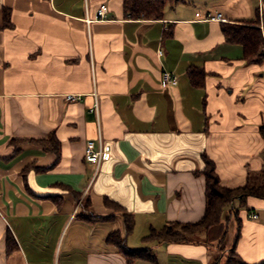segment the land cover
Instances as JSON below:
<instances>
[{"label":"crops","instance_id":"crops-1","mask_svg":"<svg viewBox=\"0 0 264 264\" xmlns=\"http://www.w3.org/2000/svg\"><path fill=\"white\" fill-rule=\"evenodd\" d=\"M5 9L12 26L2 29ZM218 13L225 20H205ZM257 19L264 26V0H177L160 20L127 17L123 0H0V264H127L107 243L114 232L156 257L134 264H215L223 242L244 264L263 263L264 199L255 196L225 210L223 242L143 241L205 216L204 155L224 187L261 174L264 60L246 63L222 31ZM192 68L204 71L203 86ZM96 102L112 156L93 179L85 147L97 137ZM52 136L59 158L28 139ZM106 197L133 214L128 236Z\"/></svg>","mask_w":264,"mask_h":264},{"label":"trees","instance_id":"trees-1","mask_svg":"<svg viewBox=\"0 0 264 264\" xmlns=\"http://www.w3.org/2000/svg\"><path fill=\"white\" fill-rule=\"evenodd\" d=\"M177 0H123L124 13L132 19L160 20L165 16L166 8ZM261 20L245 24L227 23L222 24V31L228 43L240 44L244 48L245 61L248 64L260 63L264 60V35L260 27ZM11 23V11L5 9L3 28H9ZM192 83L196 86L204 85V71L192 68L189 71ZM261 133L264 137V124L261 126ZM30 141L41 144L60 157V144L55 137L28 138ZM19 140V139H18ZM16 140V141H18ZM25 139H20L22 141ZM205 168L202 174L206 178V214L195 223L172 222L161 229H151L149 234L143 238L145 243H201L220 239L223 242L226 232L223 229V216L227 208L231 207L233 201L240 198L245 202L249 196L264 199V166L258 179L249 177L245 186L228 188L221 185L216 170V163L208 155H204ZM105 204L116 213H120L125 220V235L134 231L135 219L133 214L117 202L105 198ZM89 221H96L102 218H87ZM126 238L121 232L112 233L107 243L118 248L119 252L126 258L127 264H134L136 260L144 259L156 262V257L149 248L130 249L127 246ZM12 239L9 237V245ZM223 259L224 262H223ZM215 264H244L233 247L228 255H221ZM261 264H264L261 263Z\"/></svg>","mask_w":264,"mask_h":264},{"label":"built area","instance_id":"built-area-1","mask_svg":"<svg viewBox=\"0 0 264 264\" xmlns=\"http://www.w3.org/2000/svg\"><path fill=\"white\" fill-rule=\"evenodd\" d=\"M108 6L106 4H102L96 13L95 19L103 20L106 18L108 13ZM200 16V13L198 14ZM205 20H225L224 16L221 13L216 15L208 14L205 16ZM261 28L264 26L261 25ZM163 79L166 84L177 85L179 83V79L177 75L171 72H164ZM69 101L80 99V96L70 94L67 96ZM92 113H95L97 116V137L93 139H89L86 142L85 147V160L92 165L93 167V179H95L102 167V164L111 159L112 156V147L110 144L106 143L102 134V128L99 117V105L98 102L95 103V106L90 110ZM250 218L257 219L258 215L256 213L251 214Z\"/></svg>","mask_w":264,"mask_h":264},{"label":"rangeland","instance_id":"rangeland-1","mask_svg":"<svg viewBox=\"0 0 264 264\" xmlns=\"http://www.w3.org/2000/svg\"><path fill=\"white\" fill-rule=\"evenodd\" d=\"M263 52H264V50H263ZM227 245L225 244V242L219 243V250L222 252V254L220 253L221 255H228L230 253L231 249H229L228 252L226 251L228 249V246ZM223 251H224V253H223ZM224 260L225 259H223V262H224Z\"/></svg>","mask_w":264,"mask_h":264}]
</instances>
